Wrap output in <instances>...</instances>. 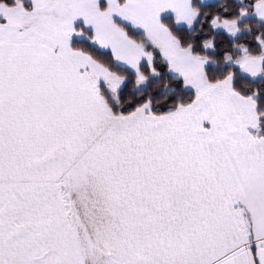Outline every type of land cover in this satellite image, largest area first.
<instances>
[{"label":"snow or ice","instance_id":"snow-or-ice-1","mask_svg":"<svg viewBox=\"0 0 264 264\" xmlns=\"http://www.w3.org/2000/svg\"><path fill=\"white\" fill-rule=\"evenodd\" d=\"M0 264H264V0H0Z\"/></svg>","mask_w":264,"mask_h":264}]
</instances>
